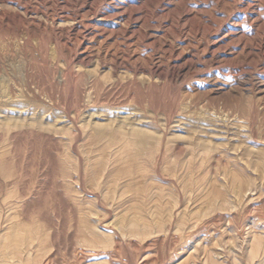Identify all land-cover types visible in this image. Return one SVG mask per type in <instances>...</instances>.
I'll list each match as a JSON object with an SVG mask.
<instances>
[{"label":"rangeland","instance_id":"rangeland-1","mask_svg":"<svg viewBox=\"0 0 264 264\" xmlns=\"http://www.w3.org/2000/svg\"><path fill=\"white\" fill-rule=\"evenodd\" d=\"M0 264H264V0H0Z\"/></svg>","mask_w":264,"mask_h":264}]
</instances>
